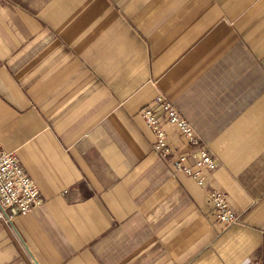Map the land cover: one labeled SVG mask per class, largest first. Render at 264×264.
<instances>
[{
  "label": "crops",
  "instance_id": "crops-1",
  "mask_svg": "<svg viewBox=\"0 0 264 264\" xmlns=\"http://www.w3.org/2000/svg\"><path fill=\"white\" fill-rule=\"evenodd\" d=\"M263 2L0 0V149L41 201L0 220V264H264ZM159 93L215 159L200 183L152 149Z\"/></svg>",
  "mask_w": 264,
  "mask_h": 264
},
{
  "label": "built area",
  "instance_id": "built-area-1",
  "mask_svg": "<svg viewBox=\"0 0 264 264\" xmlns=\"http://www.w3.org/2000/svg\"><path fill=\"white\" fill-rule=\"evenodd\" d=\"M140 116L153 135V151L162 158L171 156L176 172L197 177L200 183L205 173L213 169L214 157L196 136L190 123L162 93L155 96L152 107L141 109ZM163 126L177 130L191 151L171 150ZM209 204L219 222L225 225L237 222V215L230 210L222 193L212 190ZM40 205L39 190L22 169L16 154L0 149V220L12 225L15 217L25 215Z\"/></svg>",
  "mask_w": 264,
  "mask_h": 264
},
{
  "label": "rangeland",
  "instance_id": "rangeland-1",
  "mask_svg": "<svg viewBox=\"0 0 264 264\" xmlns=\"http://www.w3.org/2000/svg\"><path fill=\"white\" fill-rule=\"evenodd\" d=\"M218 1H220V0H218ZM222 2L224 1V0H221ZM264 3V2H263ZM6 225H8V224H6Z\"/></svg>",
  "mask_w": 264,
  "mask_h": 264
}]
</instances>
